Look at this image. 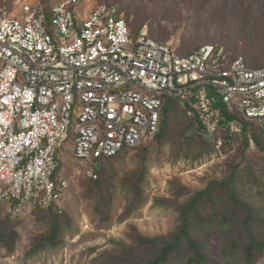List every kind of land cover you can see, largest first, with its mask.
<instances>
[{"label":"built area","instance_id":"1","mask_svg":"<svg viewBox=\"0 0 264 264\" xmlns=\"http://www.w3.org/2000/svg\"><path fill=\"white\" fill-rule=\"evenodd\" d=\"M82 1L58 0L50 22L40 0L0 13V201L13 218L64 209L70 179L57 175L58 151L73 118L74 160L93 179L106 158L156 138L170 96L193 120L189 136L264 123V62L251 67L218 44L180 55L148 24L133 36L118 6L82 17Z\"/></svg>","mask_w":264,"mask_h":264},{"label":"rangeland","instance_id":"2","mask_svg":"<svg viewBox=\"0 0 264 264\" xmlns=\"http://www.w3.org/2000/svg\"><path fill=\"white\" fill-rule=\"evenodd\" d=\"M40 1L50 7L58 0ZM100 3L119 6L133 36L138 34L139 27L148 24L155 39L170 45L180 55H187L203 44H218L247 57L251 67L264 62V0H83L79 6L81 16L86 17ZM18 9L17 0H0V13H17ZM47 19L51 21L48 11ZM168 98L165 113L172 118L171 137L160 143L154 139L148 145L146 198L141 207L122 218L134 200L127 180L143 164L144 153L140 147L126 150L113 160L110 172L106 173L115 178L112 215L107 222L100 219L95 211L97 198L85 196L93 178L80 171L74 160L77 122L73 118L69 139L58 151L64 166L59 176L70 179L64 210L71 222L65 230V243L57 248L34 251V237L51 227L48 219L37 217L36 211L43 208L36 206L22 217L13 218L6 204L0 201L2 218L20 220L13 251L0 239V264H94L96 256L115 247L114 241L131 242L133 227L144 235L168 234L177 227L179 213L176 207L166 206L161 201L181 203L205 188L210 180L225 178L234 165L239 168L236 187L242 197L259 209L257 223L264 232V152L252 140L244 148L245 139L241 133L226 131H220L215 138L193 135L201 137L203 143L196 138L190 148L183 145L181 153L178 152V139L183 132L189 136L187 132L193 120L178 98L177 106L174 105L176 97ZM254 123L264 137V128ZM177 186L185 187L187 192L179 196ZM225 210L223 203L218 201L215 208L207 207L203 213L212 215L216 211L213 217L221 220L224 214L227 217ZM227 229L208 223L197 226L195 232L210 241V255L215 264H244L237 257L227 258L223 252L229 237ZM260 264H264V259Z\"/></svg>","mask_w":264,"mask_h":264},{"label":"trees","instance_id":"3","mask_svg":"<svg viewBox=\"0 0 264 264\" xmlns=\"http://www.w3.org/2000/svg\"><path fill=\"white\" fill-rule=\"evenodd\" d=\"M46 10L48 11L49 7L46 6ZM119 10L121 11V8ZM221 42H224V39ZM175 99L177 101H175L174 105L177 106L178 99ZM166 105L162 113L160 131L155 138L159 143L168 140L172 132L170 126L172 118L165 113ZM226 115V122L236 118L230 112ZM254 124V122L243 121L240 133L245 139L244 148L248 147L252 140L264 152V137L261 136ZM259 125L264 128V123ZM236 135L239 134L236 133ZM196 138L201 139L199 136H186L185 132H183L178 139L180 144L178 152L181 153L183 145L190 148L191 142L195 141ZM200 143H203L202 139ZM149 144L141 147L144 153L141 169L131 173L127 180L131 185L134 200L129 208L123 212L122 218L128 217L145 202L144 185L147 182L148 164H146V161L150 154ZM123 152L104 160L102 166L97 168L98 178H91L92 180L88 184L85 195L86 197L94 196L97 198L95 211L100 219L105 222L111 219L116 187L115 178L106 173L110 172L113 160L118 158ZM178 155L180 154L178 153ZM63 167L61 163L57 175ZM238 171V166H232V170L225 178L210 180L205 188L197 190L189 199L181 203L169 200L161 201V204L176 207L179 213V223L172 232L150 236L142 234L136 227H133L130 234L131 242L114 241L115 247L101 252L93 259V263L183 264V261L186 260V264H215L210 255V241L205 237L198 236L195 232L197 226L209 223L228 227L227 233L229 237L225 240V247L223 248L227 258L237 257L244 264H260V261L264 259V232L260 231L257 223L260 211L240 195L235 184V176ZM249 171L251 172L250 169ZM177 190L179 191V196L187 192V189L183 186H177ZM218 201L223 203L227 212V217L224 214L221 220L213 217L216 211L212 215L203 213V210L207 207L215 208ZM43 209L36 211L37 217L40 220L48 219L51 227L47 232L37 234L34 237V251L62 246L65 243L66 227L71 222L70 216L64 209L60 210L56 207L48 208L47 210ZM19 222V219L2 218L0 213V239L4 241L8 250L13 251L15 249Z\"/></svg>","mask_w":264,"mask_h":264},{"label":"clouds","instance_id":"4","mask_svg":"<svg viewBox=\"0 0 264 264\" xmlns=\"http://www.w3.org/2000/svg\"><path fill=\"white\" fill-rule=\"evenodd\" d=\"M79 9V8H78Z\"/></svg>","mask_w":264,"mask_h":264}]
</instances>
